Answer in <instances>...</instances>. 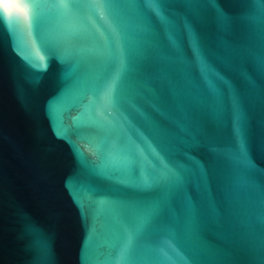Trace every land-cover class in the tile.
Masks as SVG:
<instances>
[{
    "label": "water",
    "instance_id": "95a60500",
    "mask_svg": "<svg viewBox=\"0 0 264 264\" xmlns=\"http://www.w3.org/2000/svg\"><path fill=\"white\" fill-rule=\"evenodd\" d=\"M25 2L0 0V264H264V3Z\"/></svg>",
    "mask_w": 264,
    "mask_h": 264
},
{
    "label": "snow or ice",
    "instance_id": "6c2138e0",
    "mask_svg": "<svg viewBox=\"0 0 264 264\" xmlns=\"http://www.w3.org/2000/svg\"><path fill=\"white\" fill-rule=\"evenodd\" d=\"M45 2V0H26L24 9H21L22 11L27 9L28 13L30 16L34 17L36 15V9L42 6V4ZM94 2L98 3L100 0H94ZM149 3L152 4H158L161 3L162 0H148ZM211 3H217V0H209ZM259 2L264 3V0H259ZM72 0H61L59 6L63 8H69L71 7ZM222 15V13H221ZM67 55H71V53H67ZM127 253H128V247H126L123 250V255L122 258H127ZM185 264H195V261H185Z\"/></svg>",
    "mask_w": 264,
    "mask_h": 264
}]
</instances>
